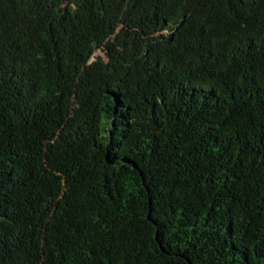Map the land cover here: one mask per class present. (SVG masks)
I'll list each match as a JSON object with an SVG mask.
<instances>
[{"label":"trees","instance_id":"obj_1","mask_svg":"<svg viewBox=\"0 0 264 264\" xmlns=\"http://www.w3.org/2000/svg\"><path fill=\"white\" fill-rule=\"evenodd\" d=\"M0 264H264V0H0Z\"/></svg>","mask_w":264,"mask_h":264},{"label":"rangeland","instance_id":"obj_2","mask_svg":"<svg viewBox=\"0 0 264 264\" xmlns=\"http://www.w3.org/2000/svg\"><path fill=\"white\" fill-rule=\"evenodd\" d=\"M102 52H100V51H97V54H101Z\"/></svg>","mask_w":264,"mask_h":264}]
</instances>
